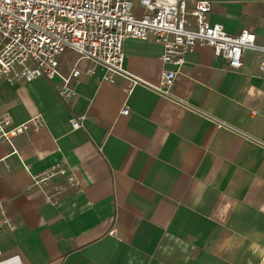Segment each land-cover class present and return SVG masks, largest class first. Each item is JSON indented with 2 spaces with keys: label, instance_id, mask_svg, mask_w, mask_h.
Segmentation results:
<instances>
[{
  "label": "crops",
  "instance_id": "crops-1",
  "mask_svg": "<svg viewBox=\"0 0 264 264\" xmlns=\"http://www.w3.org/2000/svg\"><path fill=\"white\" fill-rule=\"evenodd\" d=\"M135 12H143L139 1ZM212 24L264 46V0H212ZM164 48L128 40L126 71L149 86L83 72L0 83V116L26 130L0 141V248L24 264H264V54L232 70L209 46L187 54L172 97L155 88ZM125 107L129 115H123ZM86 115L84 127L70 120ZM17 151L15 153L14 151ZM63 171L40 185L33 177Z\"/></svg>",
  "mask_w": 264,
  "mask_h": 264
},
{
  "label": "built area",
  "instance_id": "built-area-1",
  "mask_svg": "<svg viewBox=\"0 0 264 264\" xmlns=\"http://www.w3.org/2000/svg\"><path fill=\"white\" fill-rule=\"evenodd\" d=\"M139 3L141 15L135 12L133 0H0V83L59 80L58 94L69 103L77 97L76 85L83 76L79 67L68 74L61 70L60 58L72 51L91 64L86 75L93 76L100 69L105 81L114 83L116 77H122L128 81L127 91L131 93L138 85L149 86L125 67V43L140 40L163 46L164 68L155 90L171 98L187 54L199 46L211 47L214 55L226 60L234 71L242 69L246 51L264 54V46L257 44L252 32L231 35L223 25L210 22L212 0ZM260 71L264 78V57ZM122 114H130L128 107ZM86 120V115L73 117L72 130L82 129ZM25 130L24 125L15 126L8 113L0 116V141L13 146ZM63 173L47 171L34 176L33 183L40 185ZM0 264H24V260L17 253L4 255L0 248Z\"/></svg>",
  "mask_w": 264,
  "mask_h": 264
}]
</instances>
